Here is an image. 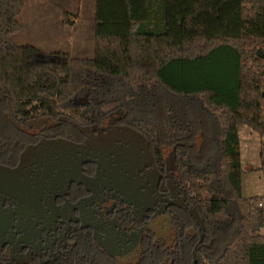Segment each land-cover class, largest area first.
I'll return each instance as SVG.
<instances>
[{
    "label": "trees",
    "instance_id": "obj_1",
    "mask_svg": "<svg viewBox=\"0 0 264 264\" xmlns=\"http://www.w3.org/2000/svg\"><path fill=\"white\" fill-rule=\"evenodd\" d=\"M24 0H0V106L15 111L127 110L158 147L163 126L190 143L180 175L213 253L202 264H264V197L244 199L238 128L262 140L264 0H94V57L16 46ZM223 54L230 81L203 74ZM86 104H75L78 98ZM171 111L174 115H170Z\"/></svg>",
    "mask_w": 264,
    "mask_h": 264
},
{
    "label": "flooded vegetation",
    "instance_id": "obj_2",
    "mask_svg": "<svg viewBox=\"0 0 264 264\" xmlns=\"http://www.w3.org/2000/svg\"><path fill=\"white\" fill-rule=\"evenodd\" d=\"M132 123L123 108L0 106V264H202L213 253L180 175L179 151L197 154L200 132L185 143L163 126L156 147Z\"/></svg>",
    "mask_w": 264,
    "mask_h": 264
},
{
    "label": "rangeland",
    "instance_id": "obj_3",
    "mask_svg": "<svg viewBox=\"0 0 264 264\" xmlns=\"http://www.w3.org/2000/svg\"><path fill=\"white\" fill-rule=\"evenodd\" d=\"M17 21L20 30L11 37L16 46H31L45 53L61 51L75 59L94 57V0H24ZM202 72L207 77L211 74L230 81L228 56L218 57ZM170 115L174 113L171 111ZM238 142L242 197L262 198L264 178L259 171L262 140L246 127H239ZM261 234L264 235V230Z\"/></svg>",
    "mask_w": 264,
    "mask_h": 264
},
{
    "label": "water",
    "instance_id": "obj_4",
    "mask_svg": "<svg viewBox=\"0 0 264 264\" xmlns=\"http://www.w3.org/2000/svg\"><path fill=\"white\" fill-rule=\"evenodd\" d=\"M256 54L258 57L264 58V54H262V52L260 50H257ZM196 219H198V218H196Z\"/></svg>",
    "mask_w": 264,
    "mask_h": 264
}]
</instances>
